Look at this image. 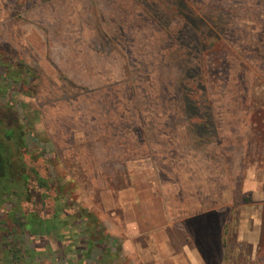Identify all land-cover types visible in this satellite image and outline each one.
Returning a JSON list of instances; mask_svg holds the SVG:
<instances>
[{
	"label": "rangeland",
	"instance_id": "obj_1",
	"mask_svg": "<svg viewBox=\"0 0 264 264\" xmlns=\"http://www.w3.org/2000/svg\"><path fill=\"white\" fill-rule=\"evenodd\" d=\"M0 46L36 71L29 93L10 96L64 207L101 222L111 264L131 261L117 202L127 158L182 167L212 148L264 166V0H0ZM52 252L46 263L64 264Z\"/></svg>",
	"mask_w": 264,
	"mask_h": 264
},
{
	"label": "crops",
	"instance_id": "obj_2",
	"mask_svg": "<svg viewBox=\"0 0 264 264\" xmlns=\"http://www.w3.org/2000/svg\"><path fill=\"white\" fill-rule=\"evenodd\" d=\"M191 153L182 167L183 157L125 160L117 202L129 264H264V166L243 151Z\"/></svg>",
	"mask_w": 264,
	"mask_h": 264
},
{
	"label": "trees",
	"instance_id": "obj_3",
	"mask_svg": "<svg viewBox=\"0 0 264 264\" xmlns=\"http://www.w3.org/2000/svg\"><path fill=\"white\" fill-rule=\"evenodd\" d=\"M181 11L192 24L200 21ZM8 52L6 59L0 52V264H47L53 248L64 264H111L117 255L106 248L101 222L83 208L74 212L64 207L46 150L31 143V126L21 118L9 89L18 86L29 93L37 73ZM73 244L82 251L78 261L69 262ZM95 250L99 253L92 258Z\"/></svg>",
	"mask_w": 264,
	"mask_h": 264
}]
</instances>
